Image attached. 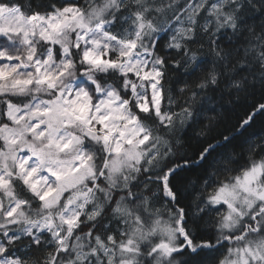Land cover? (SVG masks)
I'll list each match as a JSON object with an SVG mask.
<instances>
[{"label": "snow or ice", "instance_id": "obj_1", "mask_svg": "<svg viewBox=\"0 0 264 264\" xmlns=\"http://www.w3.org/2000/svg\"><path fill=\"white\" fill-rule=\"evenodd\" d=\"M0 264H264V0H0Z\"/></svg>", "mask_w": 264, "mask_h": 264}, {"label": "trees", "instance_id": "obj_2", "mask_svg": "<svg viewBox=\"0 0 264 264\" xmlns=\"http://www.w3.org/2000/svg\"><path fill=\"white\" fill-rule=\"evenodd\" d=\"M259 99H260L259 94H257L255 97L249 96L246 101L244 100L240 101L237 104L234 111L239 112L241 111L242 107H247L248 105L259 101ZM229 108L230 106L228 105L225 106V117L222 120V122L218 125L217 129L212 133V135H216L217 132H226V130L230 128L231 123H234L235 120L234 112L228 111ZM261 128H262L261 121L260 118L258 117L256 124H254L252 128L248 129V132H246L245 135H248V133L253 131L259 132L261 131ZM196 131H198V129H190L187 133L186 138L189 139V143H191L192 145H195L196 143V140L194 139ZM217 138L219 139L220 137ZM240 139L242 138L238 137V141ZM200 171H201L200 169H193L191 172L187 173V175L191 178H195L197 175L200 174Z\"/></svg>", "mask_w": 264, "mask_h": 264}]
</instances>
